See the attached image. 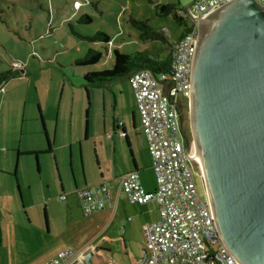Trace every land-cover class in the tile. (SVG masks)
Segmentation results:
<instances>
[{
  "label": "rangeland",
  "instance_id": "1",
  "mask_svg": "<svg viewBox=\"0 0 264 264\" xmlns=\"http://www.w3.org/2000/svg\"><path fill=\"white\" fill-rule=\"evenodd\" d=\"M192 2L193 0H154V3L147 0H0V72L17 69L20 74L3 84V89L0 90V139L2 136L16 139L19 133L14 136V131L19 127L18 120L25 112V104L28 102L26 116L31 111L37 112V105L33 106V110L31 105L38 97H46L51 101L53 106L48 115L52 119L57 111L54 103L61 97L62 85L66 82L63 95L65 111L61 115L63 123L55 140L61 173L65 181L71 180L68 145L73 143L78 152L81 142L87 168L94 171L97 166L94 143L92 140H85L86 89L77 84V76L86 66L76 65V60L84 58L91 48L102 54L100 61L93 67L94 70L112 68L114 49L124 54L141 51L154 58L164 59L170 50L169 44L180 37L189 23L181 15V10H185ZM163 4H173L174 7L164 13L160 10ZM83 15H88L90 20L81 19ZM132 17L147 20L156 31L167 29L168 43L142 40L139 31L130 22ZM180 17L183 18L179 20ZM72 30L83 36L102 32L109 36L110 42H89L75 35ZM15 61L21 65L14 67ZM118 82L126 89V78ZM73 99L77 118L70 128V121L66 116L69 102H66ZM181 116L184 134L192 146L189 101L181 106ZM6 154V162H12L8 154L14 153ZM5 159L0 157V163L6 164ZM25 160L33 162L29 167V176H26L33 188L29 196L25 195L26 207L22 206L15 177L9 178V191L3 198L0 196V264H35V258L44 253L49 242L71 226L62 214L65 202L60 198L62 192L54 155H42L41 170L36 158L26 157ZM194 165L199 169L197 163ZM149 174L150 170H146L143 178L149 177ZM41 182L44 183L43 191L39 188ZM197 187L201 193L206 190L204 181L200 183L197 180ZM137 207L143 215L134 213ZM44 208L48 209L54 226L50 234L46 230ZM155 210L152 203L132 205L120 199L113 217L100 227L90 243L82 249H78L75 244H70L69 247L81 253L91 245L99 246L100 256L110 259L113 264H135L140 258V251L133 247L132 235L137 236L135 240L139 247L143 243V227L139 225L153 219ZM128 217H133V220L127 221Z\"/></svg>",
  "mask_w": 264,
  "mask_h": 264
},
{
  "label": "water",
  "instance_id": "2",
  "mask_svg": "<svg viewBox=\"0 0 264 264\" xmlns=\"http://www.w3.org/2000/svg\"><path fill=\"white\" fill-rule=\"evenodd\" d=\"M191 68L193 158L222 243L240 264H264V4L227 0L197 18ZM188 144L186 136H184ZM88 252L86 264L94 262ZM147 249L135 264H145Z\"/></svg>",
  "mask_w": 264,
  "mask_h": 264
},
{
  "label": "built area",
  "instance_id": "3",
  "mask_svg": "<svg viewBox=\"0 0 264 264\" xmlns=\"http://www.w3.org/2000/svg\"><path fill=\"white\" fill-rule=\"evenodd\" d=\"M225 1L193 0L189 9L201 18ZM257 1L264 4V0ZM181 15L189 23L174 42L170 73L156 75L143 68L128 77L156 187L147 191L138 172L132 171L119 178L118 192L130 203L155 202L159 207V219L143 228L148 253L145 264H240L222 243L206 190L201 193L197 187V180L201 183L204 179L194 165L196 161L185 156L196 151L194 143L190 146L184 138L181 106L191 95L198 21L186 9L181 10ZM13 65L21 64L15 61ZM75 193L83 214L88 216L105 209L110 185L99 182L78 187ZM91 251L94 250L80 253L61 249L41 264H86L85 257Z\"/></svg>",
  "mask_w": 264,
  "mask_h": 264
},
{
  "label": "crops",
  "instance_id": "4",
  "mask_svg": "<svg viewBox=\"0 0 264 264\" xmlns=\"http://www.w3.org/2000/svg\"><path fill=\"white\" fill-rule=\"evenodd\" d=\"M96 65L86 66L77 76L78 86L80 88L84 86L86 89V100L84 102L86 115L85 140H92L94 143L97 161L94 171L87 168L85 150L81 142L78 150L79 155L73 143L68 145L72 171L71 180L65 181L61 173L59 156L56 154L57 147L55 146V140L63 123V120H61L63 116L61 117V115H63L65 108L63 95L67 86L66 82L62 85L61 97L57 103H54L57 111L52 119L48 115L49 109L53 106L51 101L46 99V97H38L35 103L31 105L32 110L33 106L37 105V112L33 113L31 111V114L26 116L28 102L25 104V112L21 119L18 120L19 127L14 131V136L19 133L15 137L16 139H12V137L8 139L3 136L0 139V157L5 159V153H14L8 154V158L12 159V162L7 163L5 159L6 164L0 163V196L2 198L9 191V185H7V183H11L9 178L11 176L15 177L17 191L23 201L22 206L26 207L25 195L29 196L31 189L33 190L31 182L30 180H26V176H29V167L33 165V162H27L25 158H36L38 160V168L41 170V157L47 153L54 155L62 192L60 195L66 196L63 199L65 205L62 208V214L66 221L69 220L71 226L49 242L44 253L35 258V264L43 263L61 249L79 252L71 249L69 247L71 246L70 244H75L78 246V249H82L96 237L100 227L113 217L120 199L130 203L123 194L118 192L119 178L122 175L137 171L141 184L147 191H153L156 187L152 159L148 151L146 138L140 130V117L129 78L124 77L127 79L126 89L123 88L124 85L122 83L118 82L120 79L99 85L88 84L84 80V75L90 72V70L99 71L100 69H93ZM1 89H3V86ZM67 103L69 104L67 107L69 111L66 116L69 118V126L71 128L73 127V120L75 121L77 118L76 104H74V99L72 101L67 100ZM119 122H123V124L120 126ZM146 170H150L149 177L143 178ZM99 182H105L110 185V200L104 210L86 216L79 205L75 190L78 187ZM39 188L42 191L44 190L43 182L40 183ZM148 203H152L155 206V216L151 220L141 222L139 227L144 228L145 224L157 221L160 217L158 205L155 202ZM130 204L134 205L138 203ZM135 210V214L139 216L143 215L138 207ZM44 217L46 230L50 234L53 232L54 226L47 208H44ZM126 220L132 221L133 217H128ZM57 228L59 229V227ZM132 237L131 242L133 247L140 251L141 256V250L145 248L144 232L142 231L141 234L143 243L139 247H137L138 242L135 240L137 236L134 234ZM96 248L99 251L94 254L93 259L95 263L108 262L113 264L110 259L100 256L101 247L91 245L86 250H95Z\"/></svg>",
  "mask_w": 264,
  "mask_h": 264
},
{
  "label": "trees",
  "instance_id": "5",
  "mask_svg": "<svg viewBox=\"0 0 264 264\" xmlns=\"http://www.w3.org/2000/svg\"><path fill=\"white\" fill-rule=\"evenodd\" d=\"M147 1L150 3H154V0ZM173 7V4H163L161 5L160 10L166 13L173 9ZM82 18L90 20L88 15H83L81 19ZM181 18L182 17H180L179 20H181ZM130 22L132 26L139 31V35L142 40H161L164 43H168V37L166 35L167 32H165V30L156 31L151 25L148 24L147 20H140L132 17L130 18ZM72 32L75 35L86 39L89 42H110L109 36L102 32H97L93 36H83L78 33H75L73 30ZM169 46L170 50L164 59L154 58L151 55L141 51H137L133 54H124L121 53L118 49H114V63L112 68L87 72L84 75V80L88 84L99 85L105 82L115 81L124 77H129L130 74L143 68L151 69L156 75L168 74L171 71L174 42L169 44ZM101 57V52L91 48L89 49L88 53L84 58L76 60L75 63L79 66L94 65L100 61ZM17 76H20L19 71L17 69L0 72V88L3 86V84L7 83L9 80Z\"/></svg>",
  "mask_w": 264,
  "mask_h": 264
},
{
  "label": "bare ground",
  "instance_id": "6",
  "mask_svg": "<svg viewBox=\"0 0 264 264\" xmlns=\"http://www.w3.org/2000/svg\"><path fill=\"white\" fill-rule=\"evenodd\" d=\"M194 147H195V145H194Z\"/></svg>",
  "mask_w": 264,
  "mask_h": 264
}]
</instances>
